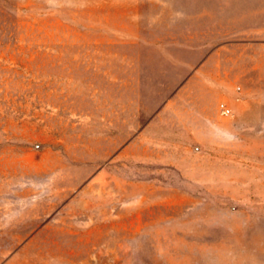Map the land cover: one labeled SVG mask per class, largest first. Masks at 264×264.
<instances>
[{
    "label": "rangeland",
    "instance_id": "1",
    "mask_svg": "<svg viewBox=\"0 0 264 264\" xmlns=\"http://www.w3.org/2000/svg\"><path fill=\"white\" fill-rule=\"evenodd\" d=\"M257 3L0 0V264H264Z\"/></svg>",
    "mask_w": 264,
    "mask_h": 264
},
{
    "label": "crops",
    "instance_id": "2",
    "mask_svg": "<svg viewBox=\"0 0 264 264\" xmlns=\"http://www.w3.org/2000/svg\"><path fill=\"white\" fill-rule=\"evenodd\" d=\"M244 11L246 12V10H244ZM250 11L253 12V13H257V14L264 13V5L263 4L261 5V4L257 3L255 5V8H252ZM211 13H212V9H211Z\"/></svg>",
    "mask_w": 264,
    "mask_h": 264
},
{
    "label": "built area",
    "instance_id": "3",
    "mask_svg": "<svg viewBox=\"0 0 264 264\" xmlns=\"http://www.w3.org/2000/svg\"><path fill=\"white\" fill-rule=\"evenodd\" d=\"M221 110L224 114H227V115L231 113V109L224 104H221Z\"/></svg>",
    "mask_w": 264,
    "mask_h": 264
}]
</instances>
